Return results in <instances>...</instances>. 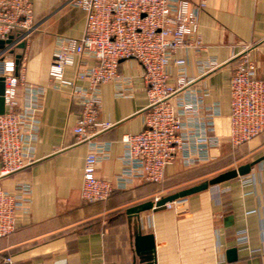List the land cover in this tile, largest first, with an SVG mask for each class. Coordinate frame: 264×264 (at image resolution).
I'll list each match as a JSON object with an SVG mask.
<instances>
[{
  "label": "crops",
  "instance_id": "0c3cea01",
  "mask_svg": "<svg viewBox=\"0 0 264 264\" xmlns=\"http://www.w3.org/2000/svg\"><path fill=\"white\" fill-rule=\"evenodd\" d=\"M184 1L192 6L199 2ZM31 3L37 29L25 48L15 49L13 55L23 57V85L44 88L40 128L35 162L1 182L13 193L21 184L30 185L31 203L27 214H17L15 231L0 239V264H8L6 259L11 264H140L133 247L139 231L153 236L154 264H264V161L245 178L251 183L248 186L237 178L181 199L171 209L147 211L138 219L126 214L129 208L211 179L202 169L234 151L242 149L250 162L264 157V133L237 149L227 139L229 82L235 58L245 47H251L258 77L264 79V0H205L198 15L202 49L178 54L186 59L190 78L197 77L199 60L214 59L220 65L203 80L210 89L205 103L216 104L220 110L215 134L222 144L209 150L211 159L190 167L177 159L166 168L162 184L137 180L116 189L106 202L93 204L80 198L88 152V144L78 143L72 133L80 108L66 94L53 90L48 80L56 38L81 37L85 14L64 0ZM74 73V67L66 69L68 77ZM118 74L128 82V96L116 97L113 83L100 86L99 120L113 126L93 141L109 145L96 167V176L108 181H114L124 168L122 136L142 131L147 106L138 63L120 62ZM22 92L20 86L19 101ZM240 231H246L248 242L239 247L235 236ZM232 248L238 251L237 260L228 263L226 251Z\"/></svg>",
  "mask_w": 264,
  "mask_h": 264
},
{
  "label": "built area",
  "instance_id": "2783aa9c",
  "mask_svg": "<svg viewBox=\"0 0 264 264\" xmlns=\"http://www.w3.org/2000/svg\"><path fill=\"white\" fill-rule=\"evenodd\" d=\"M64 2L84 12V31L79 38H56L48 80L53 90L66 94L80 108L72 133L78 143L88 144L82 202H106L116 189H125L137 180L160 185L166 168L177 159L185 167L209 161V150L222 144L215 134L220 110L216 104L205 103L210 89L203 80L220 65L214 59L199 60L197 77L190 78L186 59L178 55L182 50L198 53L202 49L198 15L205 0L193 6L184 0ZM36 29L31 0H0V78L5 108L0 115V239L15 231L17 214H27L31 203L30 185L21 184L13 193L1 182L35 162L44 88L23 85V57L18 68L13 51L20 44L25 48ZM250 49L247 46L236 56L229 82L227 139L232 149L264 133V79L258 77ZM128 60H135L142 71L147 99L144 127L138 134L122 136L124 168L114 181H108L96 176V167L109 145L93 142L113 126L99 120L100 86L113 83L115 96L127 97L128 82L119 76L118 66ZM73 67L70 78L66 69ZM247 176L239 177L243 186L251 184L245 180ZM176 202L165 208L171 209ZM235 240L239 247L246 245V231L238 232ZM6 263L11 264V259Z\"/></svg>",
  "mask_w": 264,
  "mask_h": 264
},
{
  "label": "water",
  "instance_id": "95a60500",
  "mask_svg": "<svg viewBox=\"0 0 264 264\" xmlns=\"http://www.w3.org/2000/svg\"><path fill=\"white\" fill-rule=\"evenodd\" d=\"M11 40L12 37L9 38L7 43H10ZM2 45L3 42L0 41V46ZM23 48H24V44H20L18 46V49H23ZM16 59H17L16 64H18L20 56L16 57ZM3 89H4L3 79L0 78V115L4 114V110H5L4 101L2 98ZM262 161H264V157L256 159L250 163L241 165L236 169H232L220 173L217 176L208 179L206 181H203L196 186L167 195L154 202H146L134 206L132 208H129L126 211V214L138 219L141 213L164 208L166 204H170L179 201L181 199H184L186 197H189L191 195L207 191L211 187L235 180L239 177L247 176L250 174L252 168L258 165L259 163H261ZM133 247L137 257L139 258L140 264H154L155 245L152 235H141L140 231L137 232L134 236ZM237 253L238 251L236 248L227 250L226 251L227 262L228 263L235 262L237 260Z\"/></svg>",
  "mask_w": 264,
  "mask_h": 264
},
{
  "label": "rangeland",
  "instance_id": "374dc122",
  "mask_svg": "<svg viewBox=\"0 0 264 264\" xmlns=\"http://www.w3.org/2000/svg\"><path fill=\"white\" fill-rule=\"evenodd\" d=\"M241 150L242 149L234 151V153L229 154L228 157L225 158L223 161L215 165L207 166L206 168L202 169V171L204 173L207 172L209 175L207 176V178H209L211 176L214 177V175L216 174H220L228 170L236 169L238 166L242 164L249 163L250 162V160H248L249 158L243 155L244 153Z\"/></svg>",
  "mask_w": 264,
  "mask_h": 264
}]
</instances>
